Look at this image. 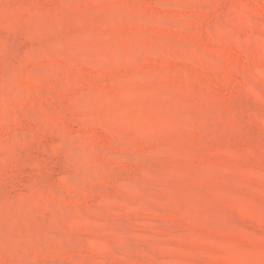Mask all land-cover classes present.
<instances>
[{
	"label": "rangeland",
	"instance_id": "1",
	"mask_svg": "<svg viewBox=\"0 0 264 264\" xmlns=\"http://www.w3.org/2000/svg\"><path fill=\"white\" fill-rule=\"evenodd\" d=\"M0 264H264V0H0Z\"/></svg>",
	"mask_w": 264,
	"mask_h": 264
}]
</instances>
